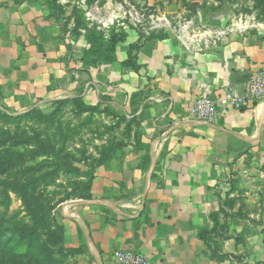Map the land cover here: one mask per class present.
<instances>
[{"label": "crops", "instance_id": "1", "mask_svg": "<svg viewBox=\"0 0 264 264\" xmlns=\"http://www.w3.org/2000/svg\"><path fill=\"white\" fill-rule=\"evenodd\" d=\"M175 4L165 17L174 30L145 33L136 50L124 42L113 63L82 71L46 2L0 0V107L21 115L82 98L96 107L83 116L115 130L111 157L63 207L65 243L80 249L79 264H117L118 250L141 252L148 264H216L199 232L247 209L263 182L255 168L264 101L210 124L190 111L196 98L241 89L264 66V0Z\"/></svg>", "mask_w": 264, "mask_h": 264}, {"label": "rangeland", "instance_id": "2", "mask_svg": "<svg viewBox=\"0 0 264 264\" xmlns=\"http://www.w3.org/2000/svg\"><path fill=\"white\" fill-rule=\"evenodd\" d=\"M43 1L75 41L71 58L82 71L91 43L119 38L136 50L145 33L175 29L165 17L175 15L176 0ZM93 114L87 119L74 101L21 115L0 107V264H79L80 249L65 243L63 207L83 196L115 132ZM257 159L264 178V152ZM257 191L247 209L233 208L217 223L216 264H264V179Z\"/></svg>", "mask_w": 264, "mask_h": 264}, {"label": "built area", "instance_id": "3", "mask_svg": "<svg viewBox=\"0 0 264 264\" xmlns=\"http://www.w3.org/2000/svg\"><path fill=\"white\" fill-rule=\"evenodd\" d=\"M71 42L75 44L74 40ZM263 101L264 66L251 74L241 89L228 85L222 94L212 93L196 98L190 112L194 120L210 124L229 109L242 110ZM113 259L117 264H148L147 257L134 250L115 251Z\"/></svg>", "mask_w": 264, "mask_h": 264}, {"label": "trees", "instance_id": "4", "mask_svg": "<svg viewBox=\"0 0 264 264\" xmlns=\"http://www.w3.org/2000/svg\"><path fill=\"white\" fill-rule=\"evenodd\" d=\"M86 27V26H85ZM103 44L93 45L91 43V47L83 50V63L85 66L88 64H109L113 63L116 60V48L119 45V38L112 40L111 42L103 41ZM97 46V47H96ZM127 66H133L130 59L124 62ZM135 68V67H134ZM75 105H77L79 111H89L94 112L96 111V107L87 106L83 103L82 98L73 99ZM61 103V102H60ZM30 113H35V110L31 111ZM115 147L110 146L107 150L103 153V159L100 162H104L108 160L112 152L114 151ZM216 222H218V215L212 216ZM218 234L216 227L212 230L203 229L199 232V238L203 240L208 246L211 247V242L214 239L215 235Z\"/></svg>", "mask_w": 264, "mask_h": 264}]
</instances>
